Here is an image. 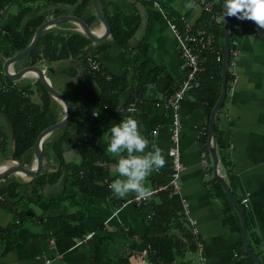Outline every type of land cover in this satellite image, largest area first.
Returning <instances> with one entry per match:
<instances>
[{
    "label": "crops",
    "instance_id": "crops-1",
    "mask_svg": "<svg viewBox=\"0 0 264 264\" xmlns=\"http://www.w3.org/2000/svg\"><path fill=\"white\" fill-rule=\"evenodd\" d=\"M185 2L186 0H101L108 20L118 19L124 29H129L135 24L137 26L129 39V46L133 51L138 47L142 52L139 62L146 64L144 74L148 75L147 83L142 93H138L139 96L134 98L132 96V86L138 84L135 68L138 65L126 62L123 49L115 42L111 33L100 42L89 41L84 49V54H94L97 57L110 76L125 82L128 87L118 97V107L132 108L136 104L133 118L139 122L142 134L164 153L165 167L154 172L155 175L153 173L146 182L148 184L155 177L166 182L171 173L167 151L171 144L169 130L172 119L164 102L182 77L177 42L166 20L180 24V18L183 17L192 24L193 29L204 26L206 20L207 14L199 3L198 10H187L183 7ZM20 3L21 0H13L5 6L0 20L1 25L15 24ZM38 6L41 7L42 4L38 2ZM158 7L162 8V11H159ZM87 9L89 14L83 13L85 15L83 18L77 3L58 7L62 15H80L84 20L87 15L92 20L90 27L97 28V34H100L92 2ZM52 10L53 6L45 7L40 14L49 13L48 19L54 16ZM243 21L245 26L236 33L240 54L234 67V78L219 112L220 120L217 126L225 142L221 155L229 162L233 171V177L225 179L240 203L243 197L248 198L246 204L241 203L247 224V241L250 242L251 250L264 263V29L252 21ZM51 28L63 32L64 38L68 37L69 33L79 31L77 26L70 22H63ZM22 61L15 63L14 69L25 66ZM75 61L81 64L76 58L67 57L43 63L40 67L53 87L64 92L67 90V84L74 82L73 79L79 75V67ZM216 73V71L210 73L214 77H202V81L207 80L211 84L209 96L216 91V81H212ZM37 81L38 79L31 75H26L19 82L38 87ZM32 98L37 102L40 100L35 94ZM205 108L206 104L194 91L188 92L181 101L179 147L183 167L180 174V189L170 196V201L178 216L185 215L182 200L187 202L189 214L195 220L197 235L203 243L207 264H252L240 252L235 255L239 236L231 233L222 222L223 195L213 179L208 138L205 139L203 132L206 123ZM63 112L62 106L53 111L59 117L58 121L62 118ZM101 144L103 153L111 156L104 150L106 140H102ZM203 151L206 152V168L201 164ZM31 156L29 166L34 162L33 148ZM65 157L67 170H75L79 163L78 151L70 147L65 152ZM4 161L2 155L0 164ZM115 163L114 159L108 165L110 175L113 176L112 169ZM50 164L53 162L48 165L43 160V167L47 170H50ZM29 179L21 181L27 182ZM65 181V178H61L43 187L41 200L33 205L37 214L46 211L52 195L63 191ZM132 196L125 198L117 207L109 200L89 198L84 205L85 221L90 229L89 233L93 234L83 241L64 236L57 230H45L37 219L28 221L17 229V241L11 249L3 252V242H0V264H37L42 261L43 256L51 259L50 264H90L95 245L102 242V235L111 237L106 248L109 255L115 257L113 264H119V255L126 251L128 232L137 230L139 235L144 233L142 213L136 212L133 204L126 203ZM17 220V213L0 207V228ZM98 230H101L102 235L96 237ZM56 254L59 256L55 257ZM128 260L129 264H142L138 258L132 256Z\"/></svg>",
    "mask_w": 264,
    "mask_h": 264
},
{
    "label": "trees",
    "instance_id": "trees-1",
    "mask_svg": "<svg viewBox=\"0 0 264 264\" xmlns=\"http://www.w3.org/2000/svg\"><path fill=\"white\" fill-rule=\"evenodd\" d=\"M12 1L0 0V9ZM213 1L217 11L221 14L220 0ZM38 2L42 4L41 7L38 6ZM76 3L82 15L83 13L89 14L87 7L90 6L91 0H21L15 24H0V112L6 115L11 128L10 130L6 122L0 119V152L3 155V160L8 158L7 155H13L19 163L28 167L31 163V150L37 135L44 128L58 121L59 117L53 111L61 106L46 92L39 80L37 81L38 87H33L30 84L24 85L21 82H12L7 79L2 73V63L6 58L23 49L30 42L36 28L47 20L49 13L40 14L41 10L53 6L52 15L59 16L62 15L58 10L59 5ZM78 17L81 18L80 15ZM84 17L85 15H83ZM1 19L2 14L0 13ZM84 21L89 26L92 25V20L87 15ZM109 22L111 24L110 33L115 42L123 49L126 62L138 65L135 67L138 84L132 86L134 98V96H139L138 93H142L148 78V75L144 74L146 64L139 62L142 52L138 47L135 48L136 51H133L129 46V39L135 33L137 26L135 24L129 29H124L118 19H109ZM230 22L232 26L234 17H230ZM204 27L216 37L217 46L222 55L223 22L213 25L206 15ZM88 43L89 40L79 31L69 33L68 37L64 38L63 32L49 28L40 35L36 47L22 59L24 65L42 66L43 63H51L67 57L76 58L83 66L85 75L78 82H69L67 90L63 92L72 106L70 121L65 127L51 132L42 143L43 160L48 165L53 162L49 166L50 170L44 168L42 163L40 172L27 182L21 181L19 176L14 175H8L0 180V207L9 209L18 215L17 222L0 228L3 252L14 246L17 241V229L28 221L37 219L45 230H57L64 236L81 239L90 232L85 221L84 209L89 198L109 200L116 207L125 201L116 198L108 187L109 183L116 178L115 175H110L108 165L116 158H111L103 153L101 142L105 140L104 137L108 135L109 128L113 124H118L128 117L133 118L135 110H130L127 106L118 107V97L128 87L125 82L113 76L107 79L105 68L95 72L88 67L85 59L86 54H84ZM203 56L205 57V71L201 75L199 74L200 87L193 91L206 104V123L203 129L206 139L209 114L220 94L221 65L215 63L214 56L208 52H204ZM212 71L217 72L216 77L212 79V81H216V91L209 96L208 93L212 90L211 84L207 80L202 81V77H214L213 74H210ZM232 79L231 68L228 66L226 92ZM34 94L40 97L38 102L33 100ZM223 103L214 122V140L217 155L219 154L220 157L221 172L229 180L233 177V171L229 162L221 155L225 142L222 132L218 130L217 126ZM135 107L136 104H134V109ZM94 112L99 115H94ZM11 132L13 140L10 137ZM71 144L72 148L78 151L79 163L75 170L68 171L65 152L67 151L66 146ZM61 178L66 179L63 191L60 194L52 195L46 211L37 214L33 205L41 200L43 187L47 183H55ZM213 179L217 182L223 195L222 222L231 233L239 236L235 249L237 255L240 252L254 264L243 248L239 216L220 182L215 177ZM161 183L164 181L155 177L151 179L149 186ZM236 200L244 210L240 200L238 198ZM133 206L136 212L142 213L144 233L139 235L137 230H130L125 250L127 247L129 250L140 251L149 246L165 262L192 264L197 242L201 239L192 232L185 215H176L170 201L169 191L160 190L153 194L144 205L136 207L133 204ZM149 212L151 213L148 215ZM101 230H98L96 234L94 232L96 237L102 235ZM102 237V242L95 245L90 264H113L115 257H111L106 248L110 244L111 237L109 235H102ZM248 243L250 245L249 240ZM129 257L130 254L127 251L123 255H119V264H129Z\"/></svg>",
    "mask_w": 264,
    "mask_h": 264
},
{
    "label": "built area",
    "instance_id": "built-area-1",
    "mask_svg": "<svg viewBox=\"0 0 264 264\" xmlns=\"http://www.w3.org/2000/svg\"><path fill=\"white\" fill-rule=\"evenodd\" d=\"M203 9V11L209 17V20L216 25L218 18L222 15L220 14L213 0H196ZM5 8V7H4ZM4 8L0 9V13L3 15ZM159 11H162V8L158 7ZM162 13V12H161ZM168 27L170 28L173 36L176 39L179 53V69L182 73L180 82L175 86V89L167 96L165 99L164 105L167 108L171 115V128L169 130L171 144L168 148V156L170 160L171 173L166 182L152 187L153 194L157 193L160 190L169 191V196L173 193L179 191L180 189V174L182 170V162L180 155L179 147V135H180V106L181 101L184 96L188 93L200 87V78L205 71V57L203 56L204 52L214 56V60L217 63H221L222 55L220 49H218L216 37L210 31H208L204 26H199L196 29H193L192 24L188 22L185 18H180V24L166 20ZM245 26L243 20L235 18L233 25L231 26V36L229 41V58L228 66L231 68V73L234 78V67L236 65V60L240 54V49L238 47L239 41L237 34ZM232 30L234 31L232 35ZM236 34V35H235ZM88 67L91 71H100L102 70V65L92 54H86L85 56ZM105 76L107 79L110 78V75L106 72ZM134 110V107L130 108ZM156 133V130L154 131ZM206 152L201 153V164L203 167H207L205 160ZM82 172V171H81ZM83 174V173H82ZM248 198L243 197L241 199L242 204L247 203ZM148 201V200H147ZM147 201H137L134 198V195L126 200V203L134 204L136 207L144 205ZM182 207L186 219L189 221L191 230L194 234H197V228L195 227V220L190 216L188 204L185 200H182ZM151 212L148 213V215ZM93 232L88 233L83 236L80 240H86L92 236ZM127 245V243H126ZM126 251L129 252L130 256L138 258L142 264H170L169 262L163 261L157 254L156 251L151 247L147 246L140 251L138 250H129L126 247ZM236 255V254H235ZM59 255L56 254L55 257ZM51 259L43 256L42 261L37 264H50ZM192 264H207L206 258L203 252V243L201 241L197 242L196 249V258L193 260Z\"/></svg>",
    "mask_w": 264,
    "mask_h": 264
},
{
    "label": "water",
    "instance_id": "water-1",
    "mask_svg": "<svg viewBox=\"0 0 264 264\" xmlns=\"http://www.w3.org/2000/svg\"><path fill=\"white\" fill-rule=\"evenodd\" d=\"M96 19L98 21V26L100 34L96 32L97 28H91L86 21L74 15H59L53 16L41 23L30 40V42L20 51L16 52L14 55L6 58L2 63V73L3 75L12 82H19L24 76L31 75L33 78L38 79L42 86L45 88L46 92L63 107L62 118L52 125L44 128L36 137L33 145L34 152V162L31 166L26 167L19 163L13 155L5 159L4 163L0 165V180L4 179L8 175L19 176L22 179H29L36 176L43 163L42 157V143L43 140L53 131L65 127L71 119L72 106L70 101L66 98L65 94L57 90L49 79L46 77L44 70L38 65H25L19 69H14V64L21 61L26 55H28L37 45L40 35L53 26H57L63 22H70L77 26L78 30L91 42H100L106 39L110 35L111 24L105 13L103 11L101 0H91ZM221 3V13L223 14L225 0H220ZM224 32H223V49H222V60H221V87L220 94L213 105L208 120L207 138H208V152L212 162V174L218 182H220L227 198L229 199L232 207L237 212L240 219L241 233L240 238L243 244L244 251L251 258L255 264H264L251 250L247 241V224L243 208L237 202L234 197L224 174L219 168V157L215 148L214 140V122L216 115L225 99L226 96V86H227V71H228V58H229V41L231 36V22L230 17L225 16ZM79 67V75L73 79L74 82L80 81L84 76V68L81 64L75 61ZM0 116L4 119L7 126L10 128L9 120L5 114ZM11 140H13V134L10 133ZM67 149L72 147V145L66 146ZM15 163V164H12ZM22 173V174H21Z\"/></svg>",
    "mask_w": 264,
    "mask_h": 264
},
{
    "label": "clouds",
    "instance_id": "clouds-1",
    "mask_svg": "<svg viewBox=\"0 0 264 264\" xmlns=\"http://www.w3.org/2000/svg\"><path fill=\"white\" fill-rule=\"evenodd\" d=\"M183 7L198 10L199 4L196 0H186ZM225 16L249 20L264 29V0H225L218 22L225 23ZM94 115L98 116L99 113L94 112ZM104 139V150L116 158L112 169L116 178L108 185L113 195L118 199L134 195L137 201L149 200L153 191L146 182L154 172L166 165L162 149L142 134L139 122L132 117L113 124Z\"/></svg>",
    "mask_w": 264,
    "mask_h": 264
},
{
    "label": "flooded vegetation",
    "instance_id": "flooded-vegetation-1",
    "mask_svg": "<svg viewBox=\"0 0 264 264\" xmlns=\"http://www.w3.org/2000/svg\"><path fill=\"white\" fill-rule=\"evenodd\" d=\"M1 114H4V113H2V112H0ZM0 119L3 121V122H5L4 121V119L0 116ZM3 164V163H2ZM1 165V164H0Z\"/></svg>",
    "mask_w": 264,
    "mask_h": 264
},
{
    "label": "rangeland",
    "instance_id": "rangeland-1",
    "mask_svg": "<svg viewBox=\"0 0 264 264\" xmlns=\"http://www.w3.org/2000/svg\"><path fill=\"white\" fill-rule=\"evenodd\" d=\"M22 62H24V60L22 61ZM59 103V102H58ZM60 104V103H59ZM2 156V154L0 153V157Z\"/></svg>",
    "mask_w": 264,
    "mask_h": 264
},
{
    "label": "bare ground",
    "instance_id": "bare-ground-1",
    "mask_svg": "<svg viewBox=\"0 0 264 264\" xmlns=\"http://www.w3.org/2000/svg\"><path fill=\"white\" fill-rule=\"evenodd\" d=\"M12 164H15V163H12ZM22 174V173H21Z\"/></svg>",
    "mask_w": 264,
    "mask_h": 264
}]
</instances>
